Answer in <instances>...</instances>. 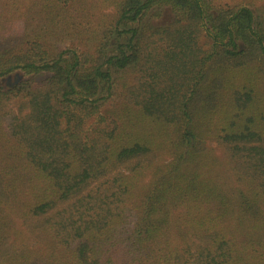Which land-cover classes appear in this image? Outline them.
I'll use <instances>...</instances> for the list:
<instances>
[{
    "label": "trees",
    "instance_id": "16d2710c",
    "mask_svg": "<svg viewBox=\"0 0 264 264\" xmlns=\"http://www.w3.org/2000/svg\"><path fill=\"white\" fill-rule=\"evenodd\" d=\"M16 72L0 85V264H264L249 7L0 0V78Z\"/></svg>",
    "mask_w": 264,
    "mask_h": 264
},
{
    "label": "rangeland",
    "instance_id": "374dc122",
    "mask_svg": "<svg viewBox=\"0 0 264 264\" xmlns=\"http://www.w3.org/2000/svg\"><path fill=\"white\" fill-rule=\"evenodd\" d=\"M217 1V0H216ZM219 2H228L230 5H245L249 7L256 18H258L260 21L263 19L264 20V0H218ZM169 14L167 12H163L161 16L156 18L155 20L157 22H167L169 21ZM34 23L37 27L42 26L43 22L40 21L39 19H35ZM24 77L22 76L21 73H14L9 76H6L4 78H0V85L3 87H11L15 85L17 82L22 81ZM126 80L131 81V76L130 75H125L120 79L121 82H126Z\"/></svg>",
    "mask_w": 264,
    "mask_h": 264
}]
</instances>
